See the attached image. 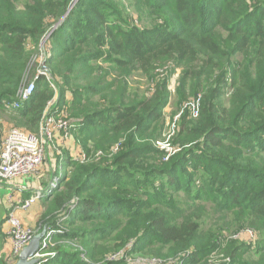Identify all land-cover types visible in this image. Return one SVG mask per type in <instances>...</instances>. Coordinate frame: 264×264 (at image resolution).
Masks as SVG:
<instances>
[{
    "label": "trees",
    "instance_id": "1",
    "mask_svg": "<svg viewBox=\"0 0 264 264\" xmlns=\"http://www.w3.org/2000/svg\"><path fill=\"white\" fill-rule=\"evenodd\" d=\"M73 1L0 0V112L35 134L51 102L87 156L69 175L71 153L59 156L47 228L64 229L48 264H264V0H79L64 18ZM28 76L35 91L15 109ZM173 97L166 159L155 142ZM246 228L254 241L223 249Z\"/></svg>",
    "mask_w": 264,
    "mask_h": 264
},
{
    "label": "built area",
    "instance_id": "2",
    "mask_svg": "<svg viewBox=\"0 0 264 264\" xmlns=\"http://www.w3.org/2000/svg\"><path fill=\"white\" fill-rule=\"evenodd\" d=\"M45 59L46 52L43 50L39 59L38 76L42 75L49 78L48 70L45 68ZM34 91L35 83L33 81L28 82L27 80L17 94L14 108L19 109L22 104L30 99ZM52 106L53 104L51 105V102H49L42 116L38 133H28L18 128H11L6 133L0 143V180L11 184L29 176H39L46 156V150L50 148V145L54 147L55 140H67L70 138V131L74 125L70 123L66 113L52 115ZM189 106L191 107L192 114L197 116L200 109V101H196ZM189 106L186 105L185 107ZM175 132L176 126L174 124L172 129L167 130L162 139L155 142L156 147L166 153V159L178 151L171 143ZM118 149L119 147H114L111 151L115 153ZM101 155L102 153L98 152L96 157H100ZM86 159L87 156L84 153L78 157V160L81 162H85ZM42 197H44L42 192L27 199L16 198L11 194L8 200L14 204L13 209L27 210ZM6 223L12 258L17 259L37 234L34 230L21 223L15 210H11L8 213ZM46 230V238L42 242L40 252L36 254V258L43 261L39 264L47 263L50 255L45 252L50 247L54 235L60 232L49 227ZM156 263L160 262L156 261Z\"/></svg>",
    "mask_w": 264,
    "mask_h": 264
},
{
    "label": "crops",
    "instance_id": "3",
    "mask_svg": "<svg viewBox=\"0 0 264 264\" xmlns=\"http://www.w3.org/2000/svg\"><path fill=\"white\" fill-rule=\"evenodd\" d=\"M5 123L7 122L5 121ZM5 135L3 134L2 137L4 138ZM63 150L70 152L73 160H78L79 155H81V148L74 140L58 139L55 140L54 147L46 150L39 176L33 177V179H21L11 184L0 180V264H16L18 261V258H12L10 240L7 236L6 217L11 210H15L21 223L34 230L36 234L47 228L52 216L58 215L59 212L52 213L51 211L55 191L63 190L66 182L64 181L66 172L62 162L59 161V156L62 155ZM71 170L72 167L68 169V175ZM5 188L10 189L11 193L8 194V192V195L4 193ZM39 192H42L44 197L38 199L27 210L13 209L14 204L8 200L11 194L16 198L27 199Z\"/></svg>",
    "mask_w": 264,
    "mask_h": 264
},
{
    "label": "rangeland",
    "instance_id": "4",
    "mask_svg": "<svg viewBox=\"0 0 264 264\" xmlns=\"http://www.w3.org/2000/svg\"><path fill=\"white\" fill-rule=\"evenodd\" d=\"M124 3L127 4V5H129L130 4V1L129 0H124ZM38 71H39V67H36V74H37ZM27 80H28V82L33 81V79L30 76H28V79ZM176 80H177V77H174V83L176 82ZM131 81L134 83L133 85H135V86H139L140 85V88L141 89H144L145 84H146L145 79L142 76H140V75L133 76L131 78ZM171 89L174 90V87L171 86ZM227 97H228V94H226V98ZM185 108H188L191 111V107L190 106L189 107H185ZM182 114H183V108H181L180 111L177 110L176 101H175V98L173 97L172 100H171L170 106L167 107V109L164 112V116H165V119H166L167 130L170 129V128L172 129L173 125L175 124L176 131H177V129H178V122H179V119H180V117H181ZM191 114H192V112H191ZM199 115H200V109H199L198 115L197 116H194L192 114V117L194 119H197L199 117ZM13 119H14V117H12V119H11L10 113L7 114V113L0 112V137H1V139L3 138L2 137L3 134H6L9 131V129H11L12 127L15 126V124L13 123ZM4 120L7 123H5ZM175 134H176V132H175ZM50 148H52V145H50ZM74 165H75V160L72 161V165H70V168L71 167H74ZM26 179H33V176H29ZM4 193L10 194L11 193V190L8 189V188H5L4 189ZM209 214H210V216L212 218L215 217V214L213 213V210L212 209H209ZM205 225H206L205 227L207 228L210 225V220H208L207 223H205ZM56 226H57V228L60 227L59 230H57V231H60L61 232V230L64 229V225H61L59 223H57ZM49 228L54 230V226L53 225H51ZM60 232H58L56 234H62ZM56 234L54 235V237L52 239V242H51L50 247L45 252V253H47V254L50 255L48 257L47 264L49 263L50 259H53L56 256V251H55L56 243L54 241V238H55ZM256 236H257V234H256V232H255V230L253 228H246V229L240 230L238 233H236L234 235H230V236H228L226 238L225 243L223 244V249L226 248V246L228 245L227 243L230 240L239 238L241 240H246V241L251 242V241H254L255 238H257ZM113 243L114 242L109 243V244H113ZM146 251H148V249H145V252ZM176 256H178V255H176ZM176 256L168 257V258H170L169 260H172ZM154 258H158V257H153L152 258V257H149L147 255L146 256H140V257H135V255H127V261L129 263L139 262V261H141V259L146 260L145 263H148V264H154V263H156V261H158V262L161 261V260L154 259ZM159 259H167V258H159Z\"/></svg>",
    "mask_w": 264,
    "mask_h": 264
},
{
    "label": "water",
    "instance_id": "5",
    "mask_svg": "<svg viewBox=\"0 0 264 264\" xmlns=\"http://www.w3.org/2000/svg\"><path fill=\"white\" fill-rule=\"evenodd\" d=\"M79 0H74L72 4L69 7V10L67 14L64 16L67 17L70 10L74 7V5L78 2ZM63 18V19H64ZM63 20L60 21L48 34V37L43 41L42 47L45 46L46 41L50 38L52 33L61 25ZM47 69V67H45ZM48 70V69H47ZM47 230L46 228L39 234H37L33 240L30 242V244L21 252V254L18 256V261L16 264H39L42 261V259L36 258V254L40 252L42 242L44 238H46Z\"/></svg>",
    "mask_w": 264,
    "mask_h": 264
}]
</instances>
